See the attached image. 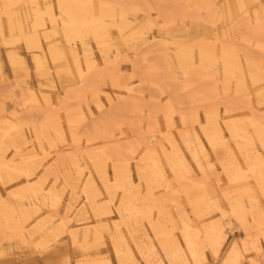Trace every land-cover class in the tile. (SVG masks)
<instances>
[{
    "label": "rangeland",
    "instance_id": "1",
    "mask_svg": "<svg viewBox=\"0 0 264 264\" xmlns=\"http://www.w3.org/2000/svg\"><path fill=\"white\" fill-rule=\"evenodd\" d=\"M2 1L5 0H0L3 9ZM37 1L39 11L47 3L55 12L57 0ZM164 1L177 4L181 0ZM204 1L197 11L188 6L184 9L172 6L174 14L162 17L152 0H97L98 5L75 9L68 16L57 12L62 18V28L45 18L44 27L35 24L29 0L10 3L18 5L10 10V15L2 10L0 114L1 109L6 113L0 116V123L7 122L11 132L9 138L0 132V165L9 162L13 167L24 168L19 156L30 154L35 166L43 161L47 167L34 176L31 185L35 186L29 184L27 177L22 183L11 179L17 171L0 169V206L10 212L0 214V264H53L57 259L71 264L79 261L97 264L103 259L117 261L118 251L126 264L140 260L151 264V258L147 257L151 251L160 262H168L156 235L187 249L182 220L199 223L195 215H190L193 213L190 202L203 196L206 200L217 196L223 199L225 192L237 206L247 204L250 210H255L249 246L264 241L261 231L264 217L260 211L264 182L256 180L254 173L247 170L248 178L241 176L242 181L231 184L219 163L231 162L236 171L235 158L242 162L259 156L261 144L257 140L248 144L240 134L232 141L234 138L225 125L235 123L253 134L248 122L252 119L264 128V109L256 99L264 82V0ZM47 26H50L45 31L48 41L41 37L32 44L27 40L29 35L42 34L41 30ZM255 28L257 37L248 39L246 32ZM64 29L74 31L70 41L65 39ZM113 33L115 36L109 39ZM50 45L59 50L58 57L50 54ZM100 45L104 46L103 56ZM41 62L43 70L39 71L34 64ZM113 79L125 87H113ZM27 91L32 92L28 93V100L22 98ZM206 110L218 113L220 130L227 142L223 147L218 144L214 153L199 125L191 124L213 164L210 176L199 172L179 136L183 130L181 114L188 118L195 114L197 120L199 115V124H206ZM43 111L47 113L42 117ZM18 134L28 143L16 149L19 143L14 139ZM129 136L131 141L127 140ZM170 138L183 152L194 180L199 183L189 189L188 196L180 192V185L166 163L164 153L172 151ZM134 147L143 151L134 159L131 170H136L135 160H140L148 180L139 195L141 201L135 199L131 189L123 213L117 201L110 213L98 217L96 210L104 206V201L87 200L83 192L88 180L98 190L103 188L88 157H97L99 153L101 165L108 163L111 167L113 159L119 161L130 156ZM12 154L18 156L14 163ZM151 158L164 171L169 188L160 186ZM106 173L107 178L111 173ZM135 182L140 183L138 178ZM29 186L41 193L53 188L60 196L59 201L54 204L35 200L26 191ZM149 188L152 191L147 197ZM9 192L14 195L9 196ZM102 195L106 197L107 193ZM33 204L39 210L23 224L21 213L15 210L20 205ZM49 219L51 222L41 227ZM39 226L41 229L35 232L33 228ZM199 226L204 229L202 223ZM71 233L75 234V241ZM243 239L239 226L227 229L218 257L220 264H224L222 257L231 242ZM243 247L240 243V248ZM246 256L262 258L258 249Z\"/></svg>",
    "mask_w": 264,
    "mask_h": 264
},
{
    "label": "bare ground",
    "instance_id": "2",
    "mask_svg": "<svg viewBox=\"0 0 264 264\" xmlns=\"http://www.w3.org/2000/svg\"><path fill=\"white\" fill-rule=\"evenodd\" d=\"M6 2L8 4L14 3V2L18 3V0H5V2L2 1V3H6ZM42 2H44V1H42ZM204 2H205L204 0H184V1L181 0L180 2H178L176 4V3H170V2H167L164 0H152L154 9H156L162 17L169 15V14H174L173 8H178V7H181L184 9L185 7L188 6V7H191L194 11H197V9L199 8V4H204ZM29 3L31 6H33V7H31L32 13H33V19L35 21V24H37L39 27L45 26L44 18L48 19L51 24H56L60 27L62 26L61 25V23H62L61 19L62 18L57 13V12L62 13L61 9H60L61 4H63L65 6L63 14H65L67 16L71 12H73L75 9L83 10L87 7L98 5L97 0H57L55 2V12H53V10H52L53 7L51 8V6H48L47 3H45V8L42 11L38 10L39 9L38 8L39 3L37 0H29ZM172 6H173V8H171ZM206 6H207V4H206ZM3 12H4V9H3ZM22 28H23L22 30H23L24 35L27 36V33L25 32L24 26H22ZM49 28H50V26H47L44 30L42 29L41 30L42 34L29 35L27 40H29L32 44H35L38 41V39L41 37H42V39L44 38L48 41L47 38H49V37L47 36V33L45 31H48ZM256 30H257V28H255L254 30H248L245 35H247L248 39L249 38L255 39L257 37V34H256L257 31ZM63 35L67 41H70L73 38V36L75 35V33H74V31H72L70 29H64ZM50 46H49L50 54L53 55L54 57H56V56L58 57L60 54L59 50L55 46H52V45H50ZM212 111L213 110H209L208 112H212ZM180 116H181V123L183 125V130L179 131V136H180L187 152L191 156L195 166L198 168L200 173H202L205 176L212 175V173L214 172V167H213V164H211V162H209V157H208V153H207L208 151H206V149L204 148V145H202L200 137L191 129V124L194 123L196 125H199L198 127H200V129H201V133H202L203 137L206 139V142L209 143V146L211 147V150L214 153H216V146L218 144H221L223 147L224 146L223 144L227 143V142H224L225 140L223 139L222 132H221L222 129L220 130V125L217 127L215 125V123H213V125L208 128V131L206 133L204 131V127H205V125H208V123H209L208 120H207L206 124H199L195 114L189 118H188V116L185 115V113L181 114ZM248 122L251 125V127L253 128L252 129L253 134H250L248 132L246 133L242 126H236L235 123H230V124L226 123L225 129L231 135V137L234 138V139H232V141L236 140V138L240 137V134H242L243 139L246 140L244 142H247L249 144V142H253V139H255L258 141V143L261 144L262 139H264V128L262 127V124L257 123L252 119H249ZM168 127H171L169 121H168ZM9 128H11V126L9 127L7 122L6 123H0V132L2 134H4L5 137H8L10 135L9 132H11V131L9 130ZM209 137H211V140H212L211 143L209 141ZM14 140H16L15 143H19V146L16 149H18L20 147H24L28 143V142H26V139L24 138V136L19 135V134L15 135ZM0 144H1V142H0ZM170 144H171V148H172L171 153H169V154L164 153L166 163H167L171 173L174 175L176 182L180 185V192H182L185 196H188L189 189L196 186V185H199V183H197L194 180L193 170L191 169L190 165L186 161V158H185L183 152L180 151V149L176 146V143H175L173 138H170ZM252 145H254V143H252ZM218 146H220V145H218ZM246 146H248V145L245 144V147ZM240 147H241V145H240ZM240 147H239V149H240ZM250 148H251V146H250ZM20 153L21 152H18V155H20ZM100 153H102V151ZM230 153L228 156H231ZM99 156H100V154L98 153L97 157H94V156L88 157L91 160V162L93 163L92 165L95 166L96 170L102 166ZM19 157L21 158V164L24 168L13 167L11 165L12 163L6 162V163H3L0 165V169L3 168L2 170H5V171H9V170H13V171L25 170L26 171V170H29L30 168H32L34 166V163H33L34 160L30 156V154L22 155ZM254 158L255 159H251V158L248 159L250 161V163L248 166L249 169H247V170L250 171L251 174L254 173L255 176L254 175L253 176L256 178V180L264 182V176H262V169H264V162H262L260 160L259 156H256ZM0 160H2V157H0ZM151 160L155 161L154 166H153V171L155 173V176L158 178V180L161 183L160 186H162L165 189L169 188L170 184L167 181V178H166L164 171L162 170V168L160 166H158L157 160L155 158L154 159L151 158ZM223 161H225V160H223ZM254 162L256 163V166L253 165ZM219 163L221 164L223 171L225 173V176L228 179V181H229V175L232 176L233 182L231 184H236V183L242 181L243 177H241V175L238 173L236 174L237 170L234 171L235 169L230 166L231 162H230V164H228L226 162H222V160H221V162H219ZM96 173L99 177L101 184L103 185V183L101 181V177L99 176L97 171H96ZM105 179H106V175H105ZM208 186H209V183H208ZM27 189H28V190H26L27 193L32 195L35 198V200H38V199H41L43 201L47 200V201L55 204L59 201V198H60V196L56 194V192L54 191L53 188H51L52 190L50 189V191H48V192H42V193H41V191L35 190V188H33L31 186L27 187ZM84 189L85 190L83 192H84L87 200L91 201V199L94 200L96 198L94 195V189L98 190V188H97V185L92 180H88L86 187L84 186ZM130 190L131 189H129V191ZM151 191H152V188H149L147 191V194H148L147 197H149V195L151 194ZM128 194H129V192H128ZM224 196H225V194H224ZM134 197L136 200L141 201V199L139 200V196L136 193H134ZM22 198H24L23 195H22ZM126 199L130 201V198L128 197V195H127ZM144 200H146V199H144ZM190 205H191L192 209H194V207H195L200 213H203L206 216L209 205H208V200H206L204 196L192 199V201L190 202ZM99 207H100V205H99ZM96 208H98V207H96ZM38 210L39 209L37 208V206L35 204H33L32 206L20 205L17 208V210H15V211L16 212L18 211L19 213H21L20 214V216L22 217L21 221H23V224H25L27 221L32 219L35 214H37ZM131 210L129 208V211H131ZM5 212H8V211H6V209L3 206H0V214L4 215ZM8 213H10V212H8ZM50 222H51V219L44 221V223L41 225V227H44V225H47ZM182 222L184 224L183 220H182ZM202 226L204 228V224H202ZM14 227H15V225H14ZM41 227L39 226V227H35L33 229L35 230V232H38L41 229ZM31 231H33V230H31ZM156 234H158V233H156ZM71 237L75 241V234L71 233ZM195 238H196V234L193 233L192 234L193 244H197V243H195V240H194ZM156 239H157V242H158L162 252L165 254L168 262H171V263L180 262L184 258L182 251L180 250V248L177 247L178 243L176 241H174V240H172V241L162 240V238L158 235H156ZM183 241H184V238H183ZM234 241L231 243L234 244L236 242V241L235 242ZM224 242H225V240H224ZM224 242H223V244H224ZM223 244L221 245V247L219 249V253L223 247ZM233 244H231V245H233ZM231 245H230V247H228V249H226L225 257H224V255L222 257L223 263L225 260L230 259L228 253L231 251ZM185 246L187 248V245H185ZM125 255L128 258L130 257V254L128 252H126ZM120 257L124 258V256H122V255ZM147 257L151 258V261H150L151 264H160V261L157 258H155L153 251H151Z\"/></svg>",
    "mask_w": 264,
    "mask_h": 264
},
{
    "label": "snow or ice",
    "instance_id": "3",
    "mask_svg": "<svg viewBox=\"0 0 264 264\" xmlns=\"http://www.w3.org/2000/svg\"><path fill=\"white\" fill-rule=\"evenodd\" d=\"M5 15H10V10H13L18 7V5L5 3L2 5ZM64 5H60L61 12L64 11ZM115 34H111L109 39H112ZM113 42H115L113 40ZM98 40V45H99ZM101 46V55H104L103 45ZM111 53L108 54V59H110ZM106 79V78H105ZM113 87H125L123 83H120L113 79ZM261 91L259 92L261 108L264 109V82L260 85ZM227 113H225L226 115ZM204 119L208 120V125H205L204 131L207 133L208 128L215 123L219 126V116L218 113L214 110L212 112L205 111ZM203 123V121H201ZM72 121L69 119V126L71 128ZM39 135V132H38ZM210 143L212 142L211 137H209ZM259 157L262 162H264V139L261 141ZM43 151V148L41 149ZM143 149L133 150L132 154L128 157H125L119 161L113 159L111 167L108 163H105L103 166L97 169L101 181L103 183V188L96 190L94 189V195L96 197V202L101 200L104 201V206L96 210V214L99 217L100 215H107L113 210L116 202L119 201L120 208L119 210L123 213V206L125 204V199L128 195L129 189H132L138 196L143 194L145 183L148 182L147 177L144 171L141 168L140 160L136 159V170H131V165L136 157L140 156V152ZM18 159L16 154H12V162L14 163ZM36 160H41L40 157H36ZM238 173L244 178H248L247 167L250 163L249 160L245 159L240 161L239 158L234 159ZM47 167L46 164L41 161L39 166H33L29 170H18L17 174L11 179L18 180L21 183L23 179L27 177L29 184L34 179V176L39 175L40 172H43ZM106 171L111 173L105 179ZM262 176H264V169H262ZM139 179L140 183L137 184L135 181ZM44 178H41V183H43ZM229 182L232 183V176L229 175ZM7 185V181H5ZM35 186V185H31ZM103 192H107V196L102 195ZM121 193L124 195L122 196ZM14 195L13 192H9V196ZM261 195H264V183L261 184ZM227 201V203H225ZM209 207L207 210L206 218L205 214L200 213L195 207L193 213L190 215H195L199 220V223L193 222L191 220L187 221L183 225V235H184V244L187 245V249L181 248L179 244L177 247L185 253L184 258L179 262V264H220V259L217 257L220 255L219 249L226 239L227 229H235L239 226L240 230L244 233V239L236 244L231 246V251L228 253L230 259L225 260L224 264H264V241H260L259 245L253 243L249 246V241L251 237V229L255 224L256 215L255 210H250L247 204H241L237 206L234 204L230 196L225 192L223 199L217 197L208 198ZM253 200V204H255ZM260 211L262 217H264V200L260 201ZM210 221V225L208 223ZM204 224V229L201 230L199 224ZM261 231L264 232V219L261 222ZM196 234L197 241H200L198 244H193L192 234ZM240 243H243L244 247L240 248ZM259 256L262 258H253L248 259L246 254L257 250ZM190 253V258H189ZM53 264H71L70 261L64 259H57L53 261ZM78 264H84L83 261H79ZM97 264H126L125 261L118 258L115 262H110L107 259L97 261ZM132 264H144V261H132ZM160 264H171V262L161 261Z\"/></svg>",
    "mask_w": 264,
    "mask_h": 264
},
{
    "label": "crops",
    "instance_id": "4",
    "mask_svg": "<svg viewBox=\"0 0 264 264\" xmlns=\"http://www.w3.org/2000/svg\"><path fill=\"white\" fill-rule=\"evenodd\" d=\"M2 8H0V13L2 12ZM1 20V19H0ZM42 51H43V48L41 49ZM12 55H15V56H17L16 54H12ZM89 56H90V54H88ZM38 60L40 61V58H38ZM44 61H45V57H44V59H43ZM42 60V61H43ZM90 61H92V62H95L94 60H92L91 58H90ZM43 65H44V62H41L40 64H34V66H35V68L38 66V68H36V69H38L39 71L40 70H43ZM239 80V79H238ZM214 82L217 84V85H219V80L218 79H215L214 80ZM216 90H217V86H216ZM247 91V90H246ZM28 93H32V92H29V91H27L26 93H25V95H23L22 96V98H25V99H29V97H28ZM247 94H249L250 96H251V94L250 93H248L247 92ZM220 95V94H219ZM230 96H232V95H230ZM257 100H259L260 101V97H259V94H258V96H257V98H256ZM249 106L252 108V106H251V103H250V101H249ZM6 112H4L2 109H1V114H0V116H4L3 114H5ZM45 113H47L46 111H43V112H41V114H42V117H43V115L45 114ZM219 114L220 115H222L221 114V112L219 111ZM237 116L236 117H243V116H241L240 114H236ZM198 120H199V115H198ZM172 121H173V119H172ZM173 124H174V122H173ZM144 131V130H143ZM146 131H147V129H146ZM130 139V136L128 137V141H131V140H129ZM133 150H135V147L134 148H132V151ZM106 175H107V173H106ZM217 195H218V193H216Z\"/></svg>",
    "mask_w": 264,
    "mask_h": 264
}]
</instances>
